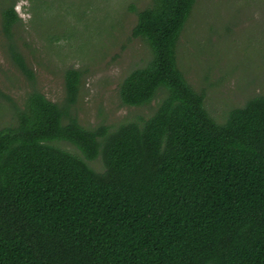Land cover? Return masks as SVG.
Returning <instances> with one entry per match:
<instances>
[{"label":"trees","instance_id":"trees-1","mask_svg":"<svg viewBox=\"0 0 264 264\" xmlns=\"http://www.w3.org/2000/svg\"><path fill=\"white\" fill-rule=\"evenodd\" d=\"M197 2L152 0L137 12L132 37L152 55L119 95L128 107L159 97L148 119L83 127L76 69L62 104L33 92L15 107L0 129V264H264V95L221 123L210 115L178 63ZM19 20L4 10L9 41ZM100 156L102 173L88 164Z\"/></svg>","mask_w":264,"mask_h":264},{"label":"rangeland","instance_id":"rangeland-1","mask_svg":"<svg viewBox=\"0 0 264 264\" xmlns=\"http://www.w3.org/2000/svg\"><path fill=\"white\" fill-rule=\"evenodd\" d=\"M152 0H0V129L13 121L33 92L62 104L65 73L82 72L72 113L89 130L148 119L160 98L144 107L125 106L119 90L125 78L151 58L132 37L137 12ZM20 20L13 40L4 32V10ZM133 8L135 10H133ZM14 44L28 75L14 60ZM178 63L188 82L204 93L206 109L218 122L249 99L264 95V0H198L181 37ZM77 157L73 145L57 142ZM105 170L102 156L88 162Z\"/></svg>","mask_w":264,"mask_h":264}]
</instances>
